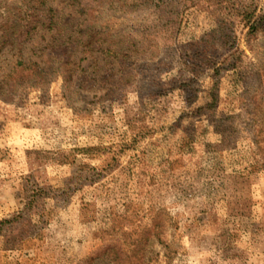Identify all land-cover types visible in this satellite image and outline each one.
<instances>
[{"label": "rangeland", "instance_id": "1", "mask_svg": "<svg viewBox=\"0 0 264 264\" xmlns=\"http://www.w3.org/2000/svg\"><path fill=\"white\" fill-rule=\"evenodd\" d=\"M0 264H264V0H0Z\"/></svg>", "mask_w": 264, "mask_h": 264}, {"label": "trees", "instance_id": "2", "mask_svg": "<svg viewBox=\"0 0 264 264\" xmlns=\"http://www.w3.org/2000/svg\"><path fill=\"white\" fill-rule=\"evenodd\" d=\"M21 20L22 19H20V21ZM31 21L32 22H30V23H32V24L35 23L36 24L38 22V19H34L35 22L33 20H31ZM35 28H36L35 26L32 27V28H29L28 26H25V27H23V29H25V30L23 32H21V33L18 32L17 34L18 35H21L22 33H25L23 35H25V38H27L29 35H31L32 31L35 30ZM13 34H15V31L13 32ZM88 45H90V44H88ZM63 48H64V50H62ZM46 50L48 52V54H47V59H48L47 62L49 64L55 63V61H57L62 56V54H67L68 55L67 59L64 61V63H62V65L64 66L67 63H69V57L72 55V49L71 50L70 49H67V47L64 46L63 44L62 45L50 44L46 48ZM62 51H63V53H62ZM107 51H109V50L107 49ZM24 65H25V62H23L22 60H20V61L17 62V66H22L23 68H25ZM50 71H53L54 72V71H57V70L54 69V68H50ZM32 76H34L35 79H39L40 78V76L37 75L35 73V71H33ZM35 81L36 80H34V84L37 83V82L35 83Z\"/></svg>", "mask_w": 264, "mask_h": 264}]
</instances>
